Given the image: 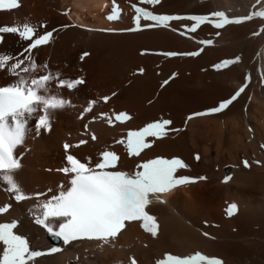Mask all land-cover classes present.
Segmentation results:
<instances>
[{
	"label": "bare ground",
	"instance_id": "obj_1",
	"mask_svg": "<svg viewBox=\"0 0 264 264\" xmlns=\"http://www.w3.org/2000/svg\"><path fill=\"white\" fill-rule=\"evenodd\" d=\"M22 1L21 8L0 12V28L18 29L17 33H4L0 44V54L16 57L0 66V87L14 85L18 73L30 78L59 74L48 82L49 91L42 94L58 96L65 105L49 111L47 129L36 127L43 110L34 113L27 122L22 143L14 150L19 166L0 172V205L8 200L13 203L4 220L19 218L18 230L30 238L34 247L46 248L50 239L35 221L42 211L40 205L70 189L72 174L63 171L69 167L65 162L69 155L95 162L100 153L116 152L122 156L117 166L120 170L156 156L183 157L191 170L181 174L208 176L207 181L185 186L172 197H166V205L153 207L161 222L156 239L132 224L117 239L74 243L59 254L40 258L38 263L65 264L78 257L76 264H128L125 258L128 260L130 254H135L142 264H153V258H161L167 252L189 256L203 251L222 257L224 264H264V152L259 149V143L264 142V87L258 81L249 88L253 98L247 115L243 108L248 92L220 115L190 120L186 131L156 141L139 158L128 159L121 146H110L129 130L154 120L169 118L173 127H181L187 115L216 107L226 99L242 83L245 67L254 70L253 58L264 41V33L250 37L257 23L228 26L219 31L218 45L205 49L197 58L169 59L140 56L139 51L191 52L195 44L164 29L120 35L62 29L72 21L60 13H71L77 7L79 11L87 10L79 12L81 23H106L99 12L109 0ZM251 1L162 0L154 9L160 13H209L226 8L240 13ZM130 17L125 13L123 21L128 22ZM41 22H47V29L56 31L47 45L31 53L36 70L23 73L31 62L27 59L29 53H22L28 44L22 42L19 32L25 25L39 28ZM201 31L207 35L215 32L207 27ZM83 52L90 54L80 62ZM226 58L234 59V64L224 69L213 68ZM17 62H21V67L13 71L11 65ZM44 65L47 67H41ZM140 70L143 74H137ZM70 74L73 79L84 78L85 84L73 88L58 86L60 82L68 84L66 77ZM168 78L170 82L161 88ZM106 98L112 112L104 102ZM105 112H109L107 120L103 119ZM122 113L132 119L125 124L113 122V116ZM248 125L253 127L254 139L246 131ZM65 145L69 146L68 151L63 150ZM195 152L202 156L199 162L192 159ZM253 155L262 160V166L249 170L240 166L242 157ZM230 164L240 167L230 170L234 174L232 180L222 184ZM5 175L18 192L8 190ZM18 195L24 200L15 201ZM229 200L240 204L238 214L231 218L222 211ZM204 221L208 222L207 227L202 225ZM202 229L213 239L201 236ZM143 243H147L146 248Z\"/></svg>",
	"mask_w": 264,
	"mask_h": 264
},
{
	"label": "snow or ice",
	"instance_id": "obj_2",
	"mask_svg": "<svg viewBox=\"0 0 264 264\" xmlns=\"http://www.w3.org/2000/svg\"><path fill=\"white\" fill-rule=\"evenodd\" d=\"M145 2L158 5L161 0H145ZM17 6V0H0V9H12ZM135 11L137 13L134 18L136 28L128 29V31L141 28V17L152 22L144 26L148 28L169 27L170 21L190 19L194 21V24L191 27L185 26L188 32H196L204 23H211L219 29L225 24H239L244 20L251 19V16H246L230 20L222 12L213 13L212 16L217 19H212L209 16L156 15L139 7ZM259 15L264 16V12ZM107 18L111 21L118 19V16L113 14ZM0 32L17 33L18 29L16 27H3L0 28ZM181 34L183 35V33ZM19 35L22 40L32 41L25 49L29 53L27 59L31 63L22 70L23 73H28L37 68L31 50L47 44L53 34L47 32L39 35L35 28L25 25ZM204 43L210 44L211 41ZM197 54L185 53L183 55ZM165 55L175 56L179 54L165 53ZM14 59L16 57L10 54H0V66ZM232 62L224 61L223 63L228 65ZM20 67L21 62L11 65L13 71ZM41 67L46 68L47 66ZM17 75L18 80L14 85L0 87V172L19 166L14 157V150L17 145L22 143L23 135L27 130V122L33 118L34 113L43 110V115L38 119L36 127L37 129H47L50 126L49 111L65 105V101L58 96L42 94L49 91L48 82L53 78H58L59 74L46 73L34 78L19 73ZM81 83V80H75L66 85L60 82L58 86L73 88ZM243 91L244 87H241L238 92L228 100L221 102L213 111L220 112L226 109ZM198 115H202V113ZM170 123L169 120H162L149 123L138 132H131L127 141L130 154L139 155L141 150L150 147V144L145 142L146 137L166 135L163 129ZM68 147L65 145L66 149ZM102 157L103 159L93 168L90 166V161L89 164H85L71 155L67 156L70 167L63 169V171L75 174L71 179V187L40 205L42 211L35 222L45 227L51 235L62 239L65 244L81 238H95L107 242L109 238L116 237L125 221L135 220L144 221L145 230L151 232L152 236L155 237L158 227L155 218L145 211V207L150 203L149 194L165 193L178 185L192 182L188 177L177 178L175 176L177 169L184 168L186 165L180 159H153L138 166L143 171H137L134 175H130L122 171L106 170L115 167L118 160L115 153L104 152ZM245 166H247V162H245ZM200 179L206 178L200 177ZM4 180L10 185L9 191H19L7 175H5ZM23 198V196H17L18 200ZM236 208L237 206L232 204L228 210L229 215H232ZM7 210V207L0 209L4 212ZM57 220L59 221L58 226ZM16 228L17 222L15 221L0 223V243L3 245L0 264H27L28 260L45 254L40 251H30L28 240L24 236L16 234L14 232ZM49 251L57 252L59 249L52 248ZM158 264H221V262L197 253L185 258L168 255L164 261H159Z\"/></svg>",
	"mask_w": 264,
	"mask_h": 264
},
{
	"label": "rangeland",
	"instance_id": "obj_3",
	"mask_svg": "<svg viewBox=\"0 0 264 264\" xmlns=\"http://www.w3.org/2000/svg\"><path fill=\"white\" fill-rule=\"evenodd\" d=\"M66 80H67V82L69 83V82H71V80L73 81L74 79H73V75L72 74H70V75H68L67 77H66ZM109 102H107V103H105V104H107L108 106H109V104H108ZM108 106H107V109H108ZM111 110V111H110ZM108 111H110V112H112V108L109 106V109H108ZM106 113V112H105ZM101 114V113H100ZM108 115H109V112H107L106 114H104L103 115V119H105V120H107V117H108ZM110 146L111 147H113L111 144H110ZM37 216H34V218H36ZM203 226H204V222H203V224H202ZM256 229L257 230H259L260 229V226H258V227H256ZM234 231H236V229H233ZM73 261V260H72ZM125 261H127V263H128V260L125 258ZM66 263H68V262H66ZM69 263L70 264H76V261H73V262H71V260L69 261ZM64 264V263H63Z\"/></svg>",
	"mask_w": 264,
	"mask_h": 264
}]
</instances>
